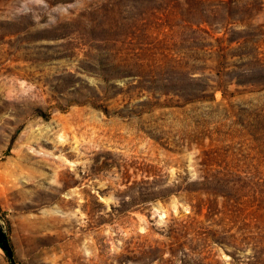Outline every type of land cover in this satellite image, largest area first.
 Segmentation results:
<instances>
[{"label":"rangeland","instance_id":"obj_1","mask_svg":"<svg viewBox=\"0 0 264 264\" xmlns=\"http://www.w3.org/2000/svg\"><path fill=\"white\" fill-rule=\"evenodd\" d=\"M0 228L18 264H264V0H0Z\"/></svg>","mask_w":264,"mask_h":264},{"label":"trees","instance_id":"obj_2","mask_svg":"<svg viewBox=\"0 0 264 264\" xmlns=\"http://www.w3.org/2000/svg\"><path fill=\"white\" fill-rule=\"evenodd\" d=\"M0 248L3 250L9 264H18L10 237L0 228Z\"/></svg>","mask_w":264,"mask_h":264}]
</instances>
